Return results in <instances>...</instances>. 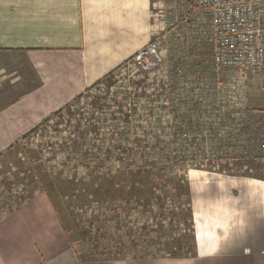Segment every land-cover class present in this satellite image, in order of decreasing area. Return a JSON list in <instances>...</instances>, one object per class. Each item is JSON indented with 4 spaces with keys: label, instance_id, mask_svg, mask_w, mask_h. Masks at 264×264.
I'll use <instances>...</instances> for the list:
<instances>
[{
    "label": "crops",
    "instance_id": "obj_1",
    "mask_svg": "<svg viewBox=\"0 0 264 264\" xmlns=\"http://www.w3.org/2000/svg\"><path fill=\"white\" fill-rule=\"evenodd\" d=\"M152 9V0H0V159L145 46ZM242 84L239 113L253 122L252 143L246 157L228 161L264 163V77ZM202 167L186 174L193 255L82 259L39 192L0 219V264H264L263 168Z\"/></svg>",
    "mask_w": 264,
    "mask_h": 264
},
{
    "label": "rangeland",
    "instance_id": "obj_2",
    "mask_svg": "<svg viewBox=\"0 0 264 264\" xmlns=\"http://www.w3.org/2000/svg\"><path fill=\"white\" fill-rule=\"evenodd\" d=\"M152 2L154 32H165L169 25V29L172 28L171 23L174 20L172 19V11L169 8L174 0H152ZM176 2L179 5L184 4L180 0H176ZM178 8H176V12L177 10L179 12L181 11V8ZM184 44L185 42H183V45ZM188 44L191 45V42ZM204 48L209 54L208 48ZM171 49L172 48H170V50ZM177 49L179 48L177 47ZM170 50L169 52H171ZM179 50L182 51V49ZM167 53L168 49L164 53L165 64L157 69V72H155L156 77H151L145 82V91L151 90L150 85H162L164 79L160 76L163 72L165 73L164 69L169 65V55ZM204 65L207 69H211L209 62L204 63ZM121 69L122 70H119L114 75L115 78H113V80H116L110 90H106L104 88L106 85L103 83L101 89L98 87L89 92L87 96L84 95L83 98L71 105L68 112H62L61 117L51 120L47 126L31 134L26 139L21 140V142L10 149L0 159V219L8 215L20 204L26 202L28 197L42 191H53L55 195L52 196L58 204H63L65 199L61 195V191L62 193L71 191L75 194V190L77 189V186L74 185L75 183L71 184L74 180H72V177L75 176L77 180H80L87 171H91L95 168V164L98 165V171L101 174L103 172L114 173L115 170H121L119 173L124 172L123 169H125V165L128 163H133L134 166L145 167L141 158H139V148L133 145V141L145 140V142L151 144L155 140H159L163 143L165 135L164 131L158 129H147L146 131L149 133H146V135H144V133L142 134L138 126H145V122L148 119L143 113L142 115L138 114V112L135 115L130 114L131 118L128 121L131 122L130 128L132 130L130 129V134L121 140L123 144L120 143L121 146L126 149V153H121L119 150L114 152L109 150L110 152L106 153L107 148L109 149L116 146L110 143L116 138V136L113 135L115 132L114 125H121L118 122L123 123L121 117H118L119 120H112V112H117L116 107L113 105V101L116 99L120 100V97L129 98L127 96L128 92L134 93L135 95L138 90L135 91L136 88L128 81L137 82L141 79V75H138L140 73L137 72V69L133 67V65H128ZM134 95L131 94V99ZM98 101L101 102L100 107L105 114L103 116L102 113L98 111V107L95 106ZM136 103L138 107V102ZM139 107L141 110L142 105L140 104ZM125 111L129 113L128 108ZM88 114H90L89 116L91 117H89ZM95 116L97 119L92 118ZM68 117H72L70 118L71 120H69ZM82 117H86L87 119L92 118L90 122L100 131L104 141V144H102L100 140H97L99 136L95 139V136L99 134H89L87 136V142L90 144L93 143L94 145L100 144L101 150L100 152L94 150L90 154L86 153L84 157L94 158V160L100 158L105 160L103 163H84V157L82 160L80 159L82 153L88 147H84L83 151L74 153L65 146H61L63 140L70 137L67 130L71 131V127L78 123V121L83 122ZM66 122H68V124ZM148 122L147 125L152 123L151 120ZM120 127L122 126H119V130ZM162 146L165 147V145ZM164 149L165 155L162 156L163 161H165V157L168 155V147ZM218 156L223 157L222 155ZM155 158L153 157L151 161H155ZM117 159H121V161L127 160L128 163L124 165V162H122L120 164L117 162ZM177 164L179 166L173 168V166L163 163L165 167L162 173L168 175L167 177L171 180L178 179L179 177H183L186 180L187 171L194 169V166L198 168L203 166L202 168H207V170L211 169L216 172L222 171L234 174H247L249 171L255 174L254 172L259 169V167L263 168L264 171V163L260 159L254 162L241 163L231 162L223 158L220 162L214 160L213 162L205 163L206 165L201 164V166H199V164L195 165V163L185 164V166L179 162H177ZM117 166H119V168ZM131 167L130 169L136 168ZM157 168H160V164L157 165ZM148 169H150V167H148ZM163 178L165 179V177ZM181 185L185 186V183H181ZM118 189L119 188H117V190ZM164 189L165 191H170L169 194L165 192V195L169 198L163 200L158 205L153 204L152 206L150 205V207L147 206L151 208L150 210L143 208L142 204L135 205L134 202L126 204L125 201H112V203H110V201L107 200L108 198H104V196L107 197L104 194L100 196L101 200L98 202H92L95 201V196L91 194L88 199H79L78 201H81L80 203L67 207V209L64 210L63 218L65 224L69 227V236L77 253L82 254L86 251H91L92 247L95 244L99 246V243H101L100 245L102 246L105 245V247H108L107 251L104 250V255H108V252L113 253L115 251L114 249H117L116 245L109 241L110 239L102 241L105 239L101 238L99 241H96L94 238V233L96 232H99L100 236L102 233L105 234L106 232H110L115 236L112 237L114 239L118 237L121 239L122 237L123 245L126 247L124 254L127 257H135L134 255H139L143 252H146L147 255L167 256L165 246L168 243L175 247V244L178 242L181 247H186V244L188 245L189 243V236L191 232L193 233V226L192 229H188L189 220L184 216L188 210V197L182 195L181 198H179L175 192L176 190L171 184ZM103 200L105 201L103 202ZM95 216L98 218L96 219ZM116 217L117 220H115ZM89 221L93 223L90 224ZM80 229L82 230L80 231ZM133 243L135 246H133ZM102 257L104 256L100 255L98 258Z\"/></svg>",
    "mask_w": 264,
    "mask_h": 264
},
{
    "label": "built area",
    "instance_id": "obj_3",
    "mask_svg": "<svg viewBox=\"0 0 264 264\" xmlns=\"http://www.w3.org/2000/svg\"><path fill=\"white\" fill-rule=\"evenodd\" d=\"M180 1L184 4L174 0L169 8L172 28L169 25L165 32L154 33L131 57L128 65L137 69L140 80L147 77L135 90L136 97L129 92L127 96L135 103L136 113L148 118V129L164 131L161 144L178 161L201 166L223 158L246 157L252 143L247 142L246 129L253 122L248 125L239 113L244 97L242 81L247 76L264 77V0ZM169 44L183 51L193 48V60L202 64L204 73L191 69V61L183 53L179 58L182 66L170 72L173 62L169 59L160 76L162 85H150L151 90L145 91V82L164 66L167 49L170 55ZM207 62L211 69L204 65ZM149 120L152 123L147 125ZM259 136L262 151L264 131Z\"/></svg>",
    "mask_w": 264,
    "mask_h": 264
},
{
    "label": "trees",
    "instance_id": "obj_4",
    "mask_svg": "<svg viewBox=\"0 0 264 264\" xmlns=\"http://www.w3.org/2000/svg\"><path fill=\"white\" fill-rule=\"evenodd\" d=\"M194 51L195 50L193 48H188L187 50H184V51L183 50L181 51L179 49H171L172 53H170L169 59L173 62V64H172L173 66H172V69L170 70V72L174 73L177 68H180L182 66L183 62L179 58H180L181 54L185 53V57L191 61V65H192L191 69L196 68V69H199L200 71H202V73H204V71L202 70V69H204L202 64L197 60H193L194 55H195V54H193V53H195ZM174 54H175V56H174ZM199 55H201V54H199ZM131 59H129L128 61H126L121 66H119L116 69H114L113 71H111L109 74H107L101 80H99L96 83H94L93 85H91L82 95H80L79 97L74 99L72 103L68 104L62 110L58 111L57 113L53 114L51 117H49L48 119L43 121L35 130H33L29 134H27L22 140L26 139L31 134H33V133L37 132L38 130L47 126L51 120L61 117L62 112H66V111L68 112L71 105L74 102L83 98L84 95L87 96L89 92L95 90L98 87H100L99 89H101V85H103V83H105V85H106V86H104V88L106 90H110L112 85L115 83L116 79L113 80V78H115L114 75L116 74V72H118L119 70H122L121 69L122 67H124V68L127 67V65L129 63H131ZM146 77H147V75H145L142 80L137 81V82H133V84L131 82V85H133L136 89L139 88L141 86V84H143L144 81L146 80L145 79ZM140 96H144V95H140ZM113 102H114L113 105L116 107L117 112L116 111L112 112L113 113L112 114V116H113L112 120H119L118 117H121L122 118L121 120L123 121V123L118 122L121 125H118V124L114 125L115 132L113 133V135L116 136V138L113 139L114 141H112L110 143H113L116 146L113 148L110 146L111 148H109V149L107 148L106 153H109L110 152L109 150H111L113 152L116 150H119V151H121V153H126V149H124L121 146V144H123L121 140L123 138H125V136L130 134L131 122L128 120L131 118L130 114H134V115L136 114L137 108L136 107L134 108L132 106L133 103L130 102V99L127 97L120 98V100L116 99ZM100 103L101 102L98 101L95 104V106L98 107V109H99L98 111L101 112L102 116H103L105 114H104V111L102 110V108L100 107L101 106ZM127 108L129 109V113H127V111H125ZM96 114H97V112H96ZM89 115L90 114H88V116ZM89 117H91V116H89ZM70 118H72V117H70ZM70 118L68 117L69 120H71ZM82 118H83V120H82L83 122L78 121V123H76L75 125H73L71 127V131H68L66 129L70 137L64 139L62 144H61V146H65L66 148L73 151L74 153H78L80 151H83L84 147H88L82 153V156L80 157L81 160L83 159L84 154H86V153L90 154L94 150H97V152H100V150H101L100 144L94 145L93 143L90 144L89 142H87V136L89 134H94V135L99 134V135L95 136V139H97V137L99 136V139H97V140H100V142H102V144H104L103 137H101L100 131L95 128V126L92 122H90L92 120V118L97 119L96 116L89 118V119H87L86 117H82ZM103 120H104V118H103ZM66 123L68 124V122H66ZM119 126H122V127H120V130H119ZM138 128L141 129V133L142 134L144 133V135H146V133L147 134L149 133L146 131L148 129L146 126L145 127L138 126ZM133 145H135V147L139 148V156H140L139 158H141L143 165L145 167L134 166L133 163H128L127 160L121 161V159H117L118 160L117 162H119L120 164L122 162H124V165L126 163H128L125 165V169H123L124 172L119 173L121 170H115L114 173L103 172L101 174L98 171L99 170L98 165L95 164V168H93L91 171H87L85 173V175L80 178V180H77V178L75 176L72 177V180L73 179L74 180H73V182H71V184L75 183L74 185L77 186V189L75 190V194H74V192L72 193L71 191L70 192L67 191V192H63V193L61 191V195L64 197L65 201L63 204H60V205L55 200V198L52 196V195H55L53 193V191L52 192L42 191V192L46 193L47 196L50 198L51 203H52V205H53V207H54V209L58 215V219H59V222L61 224V227H62L63 231L65 232V234L67 236V240L69 241L70 244H73V242L70 239L69 232H68L69 227L65 224L63 215H64V210H66L67 207H71V206L75 205L76 203H80L81 201H78L79 199H85V198L88 199L90 197V195L93 194L95 196V201H92V202H96V201L98 202L101 200L100 196H102L104 194L107 196V197L104 196V198H108L107 200H109L110 203H112V201L113 202L114 201H125L126 204H130V203L134 202L135 205L142 204L143 208L150 210L151 208H148L147 206L150 207V205L152 206L153 204L158 205L163 200L169 198L168 196L165 195L166 194L165 192H167V194H169L170 191H165L164 188H167L168 186H170V184L176 190L175 192H176L177 196H179V198H181L182 195L183 196L185 195L188 197V203H187L188 210H187V213L184 214V216L187 218V220H189V225H188L189 228L188 229L189 230L192 229L193 218H192L190 202H189L188 185H187L185 178L179 177L178 179L171 180L169 177H167L168 175H164V173H162L163 168L165 167V165L163 166V163L168 164L170 166H173V168L179 166L177 164V162L183 164L184 166H185V163L183 161H178L174 157H171V155L169 154V151H168L169 157L167 155L165 157V161H163L162 156L165 155L164 154L165 149L159 140H155L151 144H148L147 142H145V140L144 141L134 140ZM117 146H118V148H117ZM119 146L122 148H120ZM153 154H155V155H153ZM153 157L154 158L156 157L155 161H151V159ZM76 160H79V159H76ZM104 161L105 160L100 159V158H97V160H94V158L84 157V163H93V162L103 163ZM159 164H160V168H157V165H159ZM147 166L150 167V169H148ZM117 167L119 168V166H117ZM130 167L131 168L136 167V168L130 169ZM194 168L197 169L198 167H194ZM163 177H165V179ZM180 182L182 184L185 183V186L181 185ZM117 188H119V189L117 190ZM32 196L33 195L28 197V200ZM104 201L105 200H103V202ZM101 217H103V216H101ZM95 218L97 219L98 217L95 216ZM115 220H117V217ZM89 223L92 224L93 222L89 221ZM81 230L82 229H80V231ZM99 234H100L99 232L94 233V238L96 239V241H99V239H101V238L105 239L102 241H106V240L110 239L109 241L113 242L116 245L117 249H114L115 251L113 253L108 252V255H104L105 254L104 250L107 251L108 247L107 246L105 247V245L102 246V245H100L101 243H99L98 244L99 246H96L97 244H95L92 247L91 251H86L85 253L79 254V257H81L82 259H86V260H96V259H98V260H123L125 258H128L124 254V250L126 247L123 245V238L122 237H121V239H120V237L114 239L112 237H115V236L113 234H111L110 232H106L105 234L102 233L101 236ZM188 240H189V243H188V245L186 244V247H184V248L181 247L178 242L175 244V247L168 243L165 246L166 255L171 256V257L172 256L174 257V256L193 255L195 253L194 252L195 251V240H194V235L192 232H191ZM133 246H135L134 243H133ZM100 255L104 256V257L98 258V257H100ZM134 256L135 257H157V255H155V256L147 255L146 252H143L139 255H134Z\"/></svg>",
    "mask_w": 264,
    "mask_h": 264
}]
</instances>
